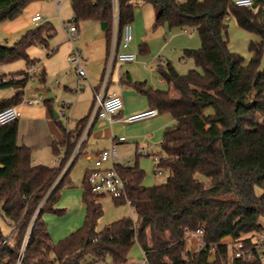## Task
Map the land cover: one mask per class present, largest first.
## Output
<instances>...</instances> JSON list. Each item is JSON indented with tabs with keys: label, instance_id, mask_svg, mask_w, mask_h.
<instances>
[{
	"label": "trees",
	"instance_id": "16d2710c",
	"mask_svg": "<svg viewBox=\"0 0 264 264\" xmlns=\"http://www.w3.org/2000/svg\"><path fill=\"white\" fill-rule=\"evenodd\" d=\"M35 1L41 0H0V25ZM138 1L153 7L155 29H194L201 42L200 48L185 50L183 55L200 70L180 74L171 63L160 68L168 90L122 80L145 93L159 114L175 119L165 130L160 149V167L170 173L167 181L146 187V173L137 162L117 164L115 169L126 182V197L113 202L116 207L130 205L137 220L126 217L98 231L104 208L91 190L86 171L81 182L83 224L53 242L43 216L64 214L56 204L60 191L71 184L69 171L77 158L50 189L63 163L58 167L33 164L29 148L17 143V120L1 125L0 264H79L88 254L126 264L135 243L147 264H263L257 254L230 259L224 239L252 248L255 235L264 233L260 223L264 218V0L250 8L237 7L234 0H118L120 39L123 27L135 21ZM69 6L70 23L76 29L85 21L102 23L110 44L114 0H69ZM229 17L259 38L249 43V63L229 48ZM53 34L54 28L44 22L26 30L11 46L0 43V65L18 60L26 64L25 71L0 76V89L13 90L10 98L0 100V111L23 98L32 77L27 71L34 64L28 48L46 45ZM139 50L146 53L147 45ZM60 130L65 133L61 126ZM66 134L67 138L52 145L54 155L63 145L65 159L73 147L72 132ZM198 230L203 231L205 242L201 251L190 234Z\"/></svg>",
	"mask_w": 264,
	"mask_h": 264
},
{
	"label": "crops",
	"instance_id": "0c3cea01",
	"mask_svg": "<svg viewBox=\"0 0 264 264\" xmlns=\"http://www.w3.org/2000/svg\"><path fill=\"white\" fill-rule=\"evenodd\" d=\"M46 1L47 0H41L28 4L18 17H16L11 21L1 24L0 34L2 40H0V43L3 45L11 46L20 38V36L26 30L34 28L35 26L41 23L47 22L49 16V10H48L49 4H53V8L57 14L59 25L61 29L64 31V27L67 26L71 22V20L69 19L63 20L61 18V11L63 4L65 2L66 4L67 3L69 4V0H50L51 3L50 2L48 3ZM135 4H136V16L138 12H141L146 5H149L151 7V10L153 12L154 30L162 27H167V26H160L156 29L154 28L155 14H154V9L150 4L144 3L142 1H138ZM36 14H39L41 16V20L37 23H32L31 19ZM114 14L116 15V13ZM136 16H135V20H136ZM87 22H90L92 25H88L87 27H83V28L85 30L86 28H89L92 32V35H95V37H93L90 43H84V33H83L84 31H80V27H79L80 24L83 23L87 24ZM80 24L77 28V38L74 44L78 42L79 45H81L82 48L81 52L83 53L82 57L84 61L83 69L85 71V77L82 80H79L77 74L75 73V77H76L75 86L64 87L65 91L78 93L83 90L81 82L82 81L88 82L89 85V89L87 91L88 95L86 94L83 96L80 95L77 98L76 102L82 100L81 98H91V96L93 98V96L96 95V92L99 90L100 87L101 78L105 71L106 59L109 50L107 37L104 31L105 28L104 29L102 28V23L95 21H85ZM131 24L132 25L134 24L135 26L137 25L136 21H134ZM183 29H184L183 31H185L184 34H189L188 29L190 28H183ZM100 30L103 32L104 34L103 36L100 35ZM167 30L169 32L173 31L168 29V27ZM54 35L55 32L50 38H52ZM138 37H139V41H142L147 37V35L146 36L139 35ZM49 39L46 45L32 46L27 50V54L29 58L34 61L33 66L36 67V74L33 77L35 78V81L38 82L39 84L45 83L46 77L63 76L65 72L69 69V62L67 61V57L74 49L73 44L50 47ZM147 49H148L147 52L142 55H146L150 53L148 45H147ZM185 50L188 49L183 50V55ZM50 51H53V53L49 55ZM158 58L161 59L160 56ZM182 59L184 60L183 56ZM156 61L157 60H155L154 62L155 64ZM163 61L165 65L171 63L169 60L166 59H164ZM139 62L140 60L138 56L137 62L128 63L125 64V66L129 64H138ZM122 67H124V65ZM118 69L119 66L117 65L111 76L110 83L106 90V94L109 95L116 93L122 96L124 101V109L122 113L117 117V121L112 125L102 120L97 121L96 124L93 125L89 133V136L81 150L80 155L84 154L86 160L88 161L91 160L95 161L97 154L100 151L110 148L117 138L125 137L126 140L124 142L117 144V149L120 155V163L126 165H132L135 162H137L139 164L140 169H142L145 173L147 172L146 169L149 170L151 169L153 174L157 176V169L155 165L154 166L150 165V168H147V166H145V164L142 163V161L146 157L138 156L137 153L142 148L151 147L154 154L160 156L161 142L163 140L164 132L167 128H170L175 124V119L172 117L171 114H158L156 117L135 123L124 122L123 121L124 117L148 110L151 107L149 105L145 93L139 92L122 82V80L124 81V79H129L131 82H145L148 86V81L147 80L141 81L140 79L133 78L129 71H126V73H123L122 71V74H119ZM25 70H26L25 62L23 60H18L12 63L0 65V76H4L5 78H8L10 74ZM33 77H31L32 79L30 78V80H33L34 79ZM161 82L164 81L162 80ZM56 84L58 85L59 83L56 82ZM27 93H28V82L23 90L22 99H34L38 97V95H41L43 97V95L38 91L34 92L30 96H28ZM12 95H13V90L0 89V100L10 98ZM47 99L50 101L47 102L46 101ZM55 99L56 97L53 94L48 93L45 98L43 97L42 102L38 106H24L21 103L17 105L18 110L20 112V117L17 120L18 129L20 130L22 128L24 130L27 129L29 132H34L35 134L39 130V126L43 125L44 129H46V133L42 139V144L47 146L53 155L54 152L52 150V145L53 144L55 145L57 142H60L63 136V133L60 130V126L63 127L66 132H73L78 122L77 121L75 123L73 128H69V127L67 128L63 126L61 118L58 117L57 108L55 109V111L53 110ZM69 112H70V105L68 108V121L66 123V126L69 124L70 121ZM18 145H23L29 148V150L31 149L29 146H27V144H18ZM38 161L39 160L37 157L34 160H32L33 164H39L40 162ZM92 167L87 168L86 171H88ZM70 183H71L70 186L63 188L60 191V197L56 204L57 208L64 210V214L60 217H56L52 215L43 216V221L53 242H56L59 239L79 229L84 221L85 206L83 205L81 200V196H82L81 186L79 187L77 186L78 187L77 189L76 188L71 189L70 187H72L71 186L72 182L70 181ZM148 185L150 184L148 183ZM146 187H152V186H146ZM103 199L105 198H101L100 200L102 201ZM132 210H133V215L130 218L137 220V215L134 212L133 208ZM260 223L264 226V218L260 219ZM257 235L258 234H256L254 237L255 240L257 238Z\"/></svg>",
	"mask_w": 264,
	"mask_h": 264
},
{
	"label": "rangeland",
	"instance_id": "374dc122",
	"mask_svg": "<svg viewBox=\"0 0 264 264\" xmlns=\"http://www.w3.org/2000/svg\"><path fill=\"white\" fill-rule=\"evenodd\" d=\"M46 2H50L47 0ZM64 3V2H63ZM49 16H48V23L54 28L55 35L49 39V45L52 46H62L66 44H73L75 49L80 50L81 52V45L79 43H71L68 41L65 32L61 29L57 14L53 8V4L48 5ZM114 12L116 13L114 17L113 25L117 26V12H118V0H114ZM61 18L63 20L69 19L72 20V12L70 10L69 4L66 2L62 6L61 11ZM136 26L133 24V41L131 45V49L128 52H135L139 56L140 62L138 64H129L127 66L124 65L122 67L123 73L129 71L133 78L140 79L141 81L147 80L148 87L157 88L160 90H168L169 87L165 82H161V78L157 70L155 69L156 64L154 63L155 60L160 56L162 60L166 59L169 60L176 70L180 74H186L191 69H198L195 63L191 59L184 58L183 50L184 49H198L201 46L200 39L198 37L197 32L194 29H188L189 34H184V29H174L173 31L169 32L167 27L158 28L156 30L153 29V12L149 5H146L141 12H138L136 16ZM69 23L68 25H70ZM88 25H92L90 22L87 24L83 23L80 24V31H84V43H90V41L95 37L92 35V32L89 28L86 30L83 27H87ZM227 35L226 38L229 41V48L232 52L240 54L243 56L247 63L251 60V54L248 50L249 43L251 41H259V38L253 34H250L237 25L236 20L233 17H229L227 20ZM99 35V34H98ZM100 35L103 36V32L100 30ZM139 35H147V37L139 41ZM0 40L1 34H0ZM147 44L149 47V52L146 55L140 54V46L141 44ZM84 46V45H82ZM83 51V50H82ZM82 56L83 53L81 52ZM262 69H264V57L261 64ZM153 68V70H152ZM31 74V76H35ZM73 77V78H72ZM34 78V77H33ZM32 79V78H31ZM56 82L59 84L57 85ZM76 84V77H75V70L73 65L69 63V69L65 72L63 76H53V77H46L45 83L39 84L33 80L28 81V93L27 95L30 96L34 92H40L43 97L45 98L48 93L53 94L56 99L54 100L53 110L57 108L61 104L70 105V112H69V124L66 126L65 118H61L62 125L65 127L73 128L75 123L80 119L85 118L93 105V100H95V96H91V98H81L79 102L77 98L81 95H88L87 91L89 89V85L87 81H82L81 85L83 90L78 93H72L64 90L65 86H75ZM37 90V91H36ZM174 92V91H173ZM78 94V95H77ZM26 96V97H28ZM42 105V104H41ZM40 105V106H41ZM46 133V129L44 126H39V130L34 134V132H29L27 129L24 130L23 128L20 130L18 129V136H17V143L18 144H27L31 149V159L34 160L36 157L38 158L39 164L54 167L57 163L56 157L50 152L47 146L42 144V139ZM68 135L65 133L63 134L62 139L67 138ZM60 140V141H61ZM91 141V139H90ZM63 148V145L59 146L60 149ZM147 168L154 166V160L151 157H146L142 161ZM93 166V160L88 161L85 158L84 154H81L76 159L74 165L69 171V180L72 182L71 189H77L81 186V182L85 171L87 168ZM146 178H145V185L146 186H154L158 184H162L167 181L170 173L169 171H162L160 175L155 176L150 169H146ZM148 183L150 185H148ZM78 186V187H77ZM65 186L64 188H66ZM258 194H261V190H257ZM103 208H104V216L99 221L98 230H102L105 226L110 224L111 222L124 218V217H131L133 215V210L130 205H124L120 207H116L113 200L105 198L101 201ZM49 221V220H48ZM49 223V222H48ZM231 238H225L224 242L228 244L232 243ZM214 257V252L210 253V259ZM129 259H135L138 262H141L145 259L144 252L138 243H135L133 248L130 251ZM79 264H113L112 259L110 256H107L105 259H96L92 255H86Z\"/></svg>",
	"mask_w": 264,
	"mask_h": 264
},
{
	"label": "built area",
	"instance_id": "2783aa9c",
	"mask_svg": "<svg viewBox=\"0 0 264 264\" xmlns=\"http://www.w3.org/2000/svg\"><path fill=\"white\" fill-rule=\"evenodd\" d=\"M256 1L257 0H234L233 3L237 7L250 8L255 5ZM40 20L41 16L39 14L34 15L31 19L32 23H37ZM117 21L118 25L112 26L105 71L100 81L99 90L96 92L95 100H93L92 108L89 114L86 116L85 121L81 125H78L72 132L70 143L73 147L68 157L65 159L64 147L61 148L59 153L55 156L57 161L55 166L58 167L61 165V163L63 164L57 179L50 189H52L59 182L71 163L80 155L93 125H95L99 120L105 121L106 123L112 125L117 121V117L124 109V101L122 96L116 93L107 95L106 90L110 83V79L115 67L118 65V72L119 74H122V66L128 63L137 62L138 54L135 52H128L131 49L133 41L132 24L129 23L123 27L121 30L122 37L120 39L119 11L117 12ZM64 32L68 41L74 43L77 38V29L75 25L70 24L65 26ZM52 53L53 51H50L49 55ZM156 60L155 69L158 72L160 68L165 65V63L159 58ZM67 61L73 65L78 79L82 80L85 77V71L83 69L84 61L80 50L74 48L68 55ZM27 72L29 75L34 74L36 72V67L32 66ZM42 100L43 97L38 95V97L34 99H22L20 103L24 106H38ZM68 108L69 105L61 104L57 111L58 117L65 118V123L68 121ZM158 114V109L150 108L142 112L128 115L123 118V121L126 123H135L156 117ZM19 117L20 112L17 105L9 106L0 111V126L18 120ZM125 140V137H119L114 141L110 148L100 151L97 154L95 161H93V167L87 171V181L91 187V190L100 198L120 200L126 197V182L115 169L116 165L120 164V155L117 149V144L122 143ZM137 155L151 157L154 160V165L157 169V175L162 173L163 169L160 167V156L154 154L151 147L140 149ZM190 234L197 239L198 244L196 249L201 251L205 247V242L203 241V231L198 230ZM229 248L230 259L233 256L251 258L257 254L259 259L264 262V233L257 235L255 244L252 248H244L241 241L234 240L231 244H229ZM213 251L214 249L211 248L210 252ZM126 264H147V260L145 258L143 261L138 262L135 259H129Z\"/></svg>",
	"mask_w": 264,
	"mask_h": 264
},
{
	"label": "water",
	"instance_id": "95a60500",
	"mask_svg": "<svg viewBox=\"0 0 264 264\" xmlns=\"http://www.w3.org/2000/svg\"><path fill=\"white\" fill-rule=\"evenodd\" d=\"M102 28L104 29L105 28V25L104 24H102ZM5 46H7V45H5ZM51 98V97H50ZM55 114V113H54Z\"/></svg>",
	"mask_w": 264,
	"mask_h": 264
}]
</instances>
